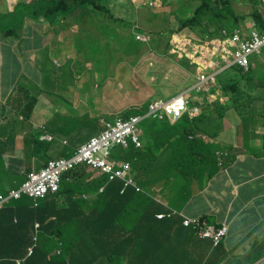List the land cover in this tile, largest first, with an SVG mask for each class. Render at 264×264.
<instances>
[{
	"label": "trees",
	"instance_id": "obj_1",
	"mask_svg": "<svg viewBox=\"0 0 264 264\" xmlns=\"http://www.w3.org/2000/svg\"><path fill=\"white\" fill-rule=\"evenodd\" d=\"M67 3L68 0L60 1L61 11L67 9L65 7ZM78 8L80 9L77 10ZM71 12L78 17V22L96 26L95 30L92 27L83 28V37L79 44L85 58L93 59V66L102 73L109 72L111 59L121 60L129 54L136 60L150 50V46L156 44L161 37L158 32L151 35L146 31L151 17L147 19L144 27L127 18H117L106 4V0H74ZM234 13L229 0L220 2L201 0L194 18L183 22L180 20L178 29L184 26L192 28L200 26L202 32H207L210 24H213L215 30L209 32L215 35L220 28L238 26L239 19ZM252 16L259 24L260 30L264 32L262 16L258 11H254ZM98 28L108 35L109 40L90 41L88 44L90 50L87 52L84 37L90 38L93 31L96 34L100 33ZM141 32L149 35V39L146 41L138 39L136 35ZM172 32L173 30L170 34ZM168 46L169 40L166 42V48ZM84 63L86 62L82 64ZM105 75L107 74L103 76ZM248 76V81H253L257 77L253 71ZM257 86L262 90L255 96L245 97V105L241 101L243 95L239 93L231 104L218 102L213 108L207 107L199 116L193 118L184 116L172 126L173 129H177L175 137L182 140L183 150L179 156L182 155L183 161L177 164L182 173L183 170H187L185 164L191 155L192 142L188 140L190 133L204 132L207 137L215 139L224 127L223 120L229 108H233L242 119L254 118L258 115L264 118V106H261L259 111L250 107L251 103L261 104L264 101L263 77H259ZM222 88L227 93L235 90L236 86L225 82ZM146 108L147 105L142 108H131L123 113L124 116L133 113L144 114ZM212 110L219 115L213 122L206 123L210 114L215 117V112ZM83 120L89 121V116L87 115ZM90 121L93 127L94 120L90 119ZM168 123L167 118L160 120L145 117L142 121L146 140L144 146L136 148L131 145L127 149L118 146L114 150V155L131 160L136 167L139 166L142 158L158 157L174 138L167 135V128L164 129ZM96 127L99 129L97 125ZM83 128L85 127L81 126V129ZM83 138L81 137L76 143H82ZM160 144L161 147L159 146L156 152L153 145ZM45 145L46 143H42L41 147ZM23 150L20 154L29 159L32 152L29 149ZM74 150V146L66 145L61 153L69 157ZM217 150H219L217 144L199 141L194 147L192 163L199 166L203 160L215 159ZM35 154L44 156L41 148L37 149ZM45 155L46 157L42 159L46 160V163L54 158V154L47 150ZM3 161L0 155V190L4 189L6 183H14L16 175L21 185L26 176V167H19L15 175L8 172ZM22 168H25L24 171ZM183 174L186 176L185 173ZM102 186H104L103 191H101ZM121 187L120 180L109 181L106 175L91 178V173L82 166L65 175L60 193L50 195L40 202H34L29 197L12 201L0 209V264H19V262L20 264H196V259L190 256L185 245V239L177 236L183 230L178 218L156 220L155 215L164 210L149 193V189L140 192L128 188L124 193H120ZM85 195H91L98 200L99 204L95 205L91 212L84 211L88 207ZM67 198L70 200L66 201ZM60 199L65 205L59 210L61 213L71 214L77 209L81 212L74 216H62L56 213ZM137 209L143 212V217L137 220L141 224L131 229L129 227L132 223L126 226V222L132 219L130 213ZM39 223L40 230H35ZM36 238L39 239L38 244L33 254L27 256ZM168 246H170L169 253Z\"/></svg>",
	"mask_w": 264,
	"mask_h": 264
},
{
	"label": "crops",
	"instance_id": "obj_2",
	"mask_svg": "<svg viewBox=\"0 0 264 264\" xmlns=\"http://www.w3.org/2000/svg\"><path fill=\"white\" fill-rule=\"evenodd\" d=\"M17 1L0 0V155L7 167L18 164L16 159H26L20 153L26 149L25 142L32 129L46 135L54 133L53 141L41 147L45 157V150L50 153L53 148L61 149L60 142L68 140L73 144L81 139L76 131L81 132L80 124L75 129L65 127L74 117L72 108L77 107L79 100L80 87L71 89L74 77L82 70L78 66V52L58 66L48 58L50 51L38 48L41 41L55 43L63 36L80 38L72 30L78 17L71 12L70 18L65 17L67 27L62 29L36 24L32 28L30 24L36 22L37 0L20 2L24 10L16 6ZM121 1L108 0V4L113 7ZM23 16L27 26L18 21ZM147 17L154 18L149 14ZM91 26L95 30L96 26ZM36 30L42 33L43 39L38 38ZM96 39L100 42L109 37L101 32L96 34ZM70 95L74 98L72 107L66 102ZM223 122L224 127L215 141L231 148V152L221 157L218 168L210 160L209 171L215 172L211 177L204 173L198 178L182 177L161 159L153 170V175L161 177L149 186L158 201L175 210L181 225L184 219H199L207 225L228 227L227 236L215 247L211 241L199 238L191 228L181 226L183 230L177 236L185 239L196 264H264V147L258 136L262 133L259 119L244 120L229 110ZM86 133L82 141L95 134L88 130ZM89 205L85 209L88 212L94 203ZM167 250L169 253L170 246Z\"/></svg>",
	"mask_w": 264,
	"mask_h": 264
},
{
	"label": "clouds",
	"instance_id": "obj_3",
	"mask_svg": "<svg viewBox=\"0 0 264 264\" xmlns=\"http://www.w3.org/2000/svg\"><path fill=\"white\" fill-rule=\"evenodd\" d=\"M157 2H160L162 0H155ZM153 0H148V6L152 9L155 8H161L156 4V2ZM166 2V0H164ZM198 2L196 5L197 7L200 5L201 0H195ZM214 2H220L221 0H213ZM232 4V7L234 9L232 0H229ZM250 2H253L255 5L262 7L264 6V0H250ZM247 2V4H250L253 8L252 12L248 17L244 15H239L235 9L234 14L238 17L239 23L238 26L234 28H220L218 32L215 35H211L210 32L215 30V25L210 24L207 32H202L200 26L190 27V26H184L182 29H178V27L173 30V32L170 34V31L168 32V40H169V46L168 48H165V51H167V54L175 56L177 58V62L179 59H183L180 63L181 65H184L185 61L190 62V64H187L183 66L186 69L192 70L195 74L196 80L187 87L184 86L180 89V91L169 97L168 99H153L147 104V108L144 114H138L133 113L129 116H124L123 111L117 112L116 114H111L114 116V119L118 120L121 119L125 121V123L134 121L136 124H140L143 119L147 116L163 120L167 118L169 120V123L165 126V128H168L170 130V133L167 135L170 137H174L168 144L166 148L160 152L159 156L156 157H145L142 158L139 161V166H134L133 164L129 166V170L131 171V176H122L119 180L122 182V185L127 186H134L135 182L142 181L144 185H152L153 181L157 178H160L161 176L153 175V170L155 163H157L159 160L164 159L166 160V165H170L174 172L184 176L183 173H185L186 170H183V173L178 169L177 164L183 161L182 155L179 156V153L182 152V140L181 138H176L175 135L177 134V129H173L172 126H174L182 117L187 116L188 118L197 117L200 113V106H199V100L206 94L210 92V90L213 88V86L221 81L226 79L227 77H222V75L227 71H235V69H243L245 71L238 72L232 77H230L226 82L231 85H235L236 89L233 91H229L227 93L224 92L222 86L215 90L213 94L211 95V99L209 103L207 104V107L213 108L218 102L220 104H231L233 103L234 99H236L237 95L240 93L243 95V99L248 96H255L257 93L262 90L261 87H258L259 83V77L264 78V68L260 69H254L260 65H264V63L258 64L257 61L255 63V60L261 59L264 60V32L260 30L259 24L256 22V20L253 18L252 14L254 11H258V13L262 16L264 19V12L261 10H258L253 7L252 3ZM121 3L124 6H133L135 5L136 8L134 10V15L140 16L139 21H135L132 19L133 15H124L121 18H129V20L136 22L137 25L144 27L147 19L149 17L147 14V18L142 14L141 8L137 6V3L133 0H130L129 2L127 0H122ZM106 4L110 7L112 12L115 14L117 13V9L110 6L108 4V0H106ZM114 8V10H113ZM196 10L193 9L192 15L182 18L180 20H190L194 18ZM249 18V21L246 22V20ZM179 20V21H180ZM179 25V24H178ZM196 28H199V31H195ZM194 30V31H193ZM210 31V32H209ZM83 34V30H82ZM136 37L142 41H146L149 39V35H147L145 32L138 33ZM81 41V37L78 38V44ZM84 43L87 45L89 42L84 39ZM205 52L204 55H200V53ZM126 57V56H125ZM140 58V57H139ZM134 60L133 55L130 57V60H128L131 64L137 60ZM122 60V59H121ZM78 66H81L83 68H91L93 69L94 62H89L88 59L85 58V54L78 51L77 56ZM203 61H210L211 64H205L201 63ZM83 62H86L82 64ZM253 69V70H250ZM255 72L257 77L253 81H248V75L250 72ZM97 80H99L98 73H96ZM101 77H104L103 75ZM194 91V95L191 96V92ZM185 97V98H184ZM241 100L242 103L245 105V101ZM97 104V103H96ZM114 106L113 103H109ZM98 105V104H97ZM261 106H264V101L261 104L258 103H251L250 107L254 108L255 110L259 111V108ZM144 107V106H143ZM153 111H150L151 109ZM133 108H139V107H133ZM235 110L233 108H229L227 111ZM214 111V110H212ZM215 112V117L210 114L209 120L206 121V123L213 122L219 115L218 112ZM99 114L98 112H96ZM236 113V112H235ZM237 114V113H236ZM139 115L141 118L139 119ZM238 115V114H237ZM131 116V117H130ZM108 116H103L102 118H106ZM89 118L95 120L91 114H89ZM241 118V117H240ZM24 120V117L22 118ZM251 119V118H247ZM245 120V119H244ZM115 126V125H112ZM128 127V126H127ZM68 128V127H67ZM71 129H74L73 127H69ZM81 129V126L79 127ZM103 126H101V129ZM142 126H138L137 128H130L132 131L130 133H125L127 136H131L132 138L138 140L137 145L144 146L145 144V138L144 133L141 131ZM86 130H88V133L93 131V128L87 129L83 128L81 129V132L77 131L78 136L83 137L86 133ZM46 135V133H36L34 129H32V132L29 136V138L26 139L25 142V148L29 149L33 154L37 151V149L41 148L42 143L50 144L53 141V138L44 140L43 137ZM206 137V134L204 132H200V138L201 140ZM93 140V139H92ZM188 140L191 141V133L188 135ZM49 141V142H46ZM89 140H85L82 142L81 145L78 147H75L74 152L67 156H61L59 158H53L48 163H46V160L42 159L43 155L36 154L35 158L33 159H16L18 161V164H13L14 167L10 166L7 167L8 172L13 173L16 175L17 169L19 167H27L29 169L36 168V160L40 161L41 164L46 169L45 172L40 173L38 178H42L44 176H48L52 171V164L53 163H59L61 161H68L70 156H73L78 150H80L83 146L87 145ZM124 142V139L121 137V139L115 140L114 145L112 147H105L101 150L95 152L94 159L92 161L87 162L89 166H95L94 169H91V174H94V177H100L104 176L110 173L115 172H121L125 162L121 159V157H114L113 159H109V156H111L114 153V150L122 145ZM45 145V146H46ZM66 145H72L68 140H65L63 142V148H65ZM160 145H153V148L158 151V148ZM44 147V146H42ZM53 148L50 153L56 154L63 150ZM127 149V147H123ZM2 156V155H1ZM3 157V156H2ZM3 163L6 162L5 158H3ZM28 160L34 161L32 164H28ZM144 160V163L142 162ZM215 167L216 162L213 161ZM6 164V163H5ZM189 161L185 164L188 167ZM210 160H203L199 163V167L201 168L202 173L206 175V177H211L215 172L209 171V165ZM25 168H22V171H24ZM62 176V174H61ZM200 176V175H199ZM198 176V177H199ZM197 177V178H198ZM93 178V176H92ZM14 183L17 180V175L14 178ZM117 179H109V181H115ZM7 184V183H6ZM13 184V183H11ZM62 184V180L60 179L59 187L57 190H49L46 191L44 194V199L48 198L50 195L60 193L61 188L60 185ZM101 190H104V186L101 187ZM147 190V189H144ZM144 190H138L140 192H144ZM16 191H23L24 193H34L33 189H23V188H17ZM149 193L152 194L151 189H149ZM153 195V194H152ZM154 196V195H153ZM86 198V197H85ZM15 199V192L12 193V195L7 198L6 201H4V204H10ZM62 199V198H61ZM60 199L59 208L56 213L62 214V216L71 215L74 216L75 211L70 213H61L59 210L62 209L63 206H65ZM156 199V198H155ZM66 201H69L70 198L65 199ZM92 200L94 202V206L98 205V200L95 199L92 196ZM157 200V199H156ZM158 201V200H157ZM161 203L160 201H158ZM94 206L92 207V210L94 209ZM90 208L89 205L86 209ZM91 210V211H92ZM84 211H86L84 209ZM90 211V212H91ZM88 212V211H86ZM37 238L34 240V244L37 242ZM31 245L30 249L34 252V249L36 248L35 245Z\"/></svg>",
	"mask_w": 264,
	"mask_h": 264
},
{
	"label": "rangeland",
	"instance_id": "obj_4",
	"mask_svg": "<svg viewBox=\"0 0 264 264\" xmlns=\"http://www.w3.org/2000/svg\"><path fill=\"white\" fill-rule=\"evenodd\" d=\"M60 1L61 0H40L38 2V9L42 13H48L50 7H56L57 9H60L62 7ZM127 1L129 2L130 0ZM133 1L137 3L139 8H141L142 14L145 17L147 14L155 16V18H151L149 20V27L146 28V31H148L151 35H153L154 32H158L161 36L158 39V42L151 46L149 45L150 50L145 52L139 58V60L133 62L132 64L128 61L132 56L129 54H126V57H124L122 60L111 59L109 72H98L99 80L97 82V87L95 86L97 76L91 68L85 69L83 72L79 73L77 79L73 80L75 83L71 86V89L74 86H78L80 87V91L83 92L89 90V88L96 91V102L100 108L99 114L95 112L97 109L94 106L84 105L82 103L76 104L77 106L80 105L78 108L80 109L81 115L91 114V116L96 120V125L99 127V129L101 128L100 119L104 115L109 116V114H116L117 112L128 110L133 107L142 108L143 106L149 104V102L153 99H168L169 97L177 94L181 88L191 85L196 80L193 69L188 70L182 67L180 64H178L177 58H175V56L167 54L165 48L166 42L168 40L169 30H175L178 27L180 19L192 15L193 9L196 7L199 1L166 0V2H164V0H162L163 6L161 8L155 9H152L147 5L148 0ZM232 3L235 11L239 15L248 17L253 10L252 6L247 4L246 1L232 0ZM73 5L74 0H68V3L65 4L67 9L62 11L65 17L70 18ZM20 8L24 9V6L21 5ZM259 8L262 12H264V6ZM248 21L249 18L246 20V22ZM86 25L88 24L78 22L77 18V20L72 24L73 33L76 32L77 37L82 35L83 29L81 30L80 28H82V26L87 27ZM98 31L100 33L103 32L100 28H98ZM196 31H199V28H196L194 32ZM84 39L88 42L92 41V38L84 37ZM256 61L258 64L264 63V60L261 59L255 60V63ZM260 68H264V65L258 66V69ZM236 73V70L225 72L222 77L227 78L222 80V84H224ZM104 74L107 75L101 77ZM67 81L71 82L69 80ZM105 94H107L108 97L112 99L111 103H113L114 106L107 103ZM193 95L194 91L191 92V96ZM57 100H61L59 96L57 97ZM66 102H69V105L72 107V102H74L72 95L66 99ZM150 111H153V109ZM140 118L141 116L139 115V119ZM139 125L142 126V122ZM50 135L51 134H49L48 137H50ZM86 135L87 134H85L83 137ZM59 144L63 148V143L60 142ZM61 156H63L61 151L54 154L55 158H59ZM33 158H35V155L32 153V159ZM35 162L36 169L41 172L44 169V166L40 161L36 160ZM32 163H34V161L28 160L29 165ZM30 172L31 169H28L27 173L29 174ZM12 186L13 185L11 183L5 184L6 188Z\"/></svg>",
	"mask_w": 264,
	"mask_h": 264
},
{
	"label": "bare ground",
	"instance_id": "obj_5",
	"mask_svg": "<svg viewBox=\"0 0 264 264\" xmlns=\"http://www.w3.org/2000/svg\"><path fill=\"white\" fill-rule=\"evenodd\" d=\"M22 1H26V0H18L16 2V6H18V8H20L21 4L20 2ZM40 0L36 1L35 4V13H34V18L36 20L35 23L30 24V27L33 28V25H39L41 27H45L48 26L49 28L53 29V30H57V29H62V28H66L67 24L65 21V16L63 14L62 11H60V9H57L56 7H50L49 8V12L48 13H42L39 11L38 9V2ZM155 1V0H153ZM246 2H250V0H243ZM156 4L160 7L163 6V1L157 2L155 1ZM165 2V1H164ZM252 3L253 7L260 10L259 6L255 5L253 2ZM114 8L117 9V13H115V16L117 18H121L124 15H130L132 14L133 17L132 19L135 21H139L140 16H136L134 15V10L136 8L135 5L133 6H124L122 3L120 4H115L113 6ZM198 7L196 6L194 8V10H196ZM18 21H20V24L22 26H27L28 22L26 20V16L20 17L18 19ZM87 27H92L91 25H86ZM95 27V26H93ZM85 28L84 26H82V29ZM122 29V28H121ZM36 33L38 35V38L43 39V35L40 31L36 30ZM106 34V33H105ZM107 35V34H106ZM108 36V35H107ZM80 37H83V35H81ZM92 38L93 42H97L96 39V34L93 31L92 36L90 37ZM76 41L74 46L71 45V42ZM77 40L78 39H69L66 38L65 36L63 37H59L55 43L49 42V43H45L44 41H41L40 45H39V50L40 51H50V54L48 55V58L54 62L56 65L61 66L63 64H65L66 62H68L70 59L75 57V54L81 49V46L79 44H77ZM90 43V41H89ZM88 43V44H89ZM61 45V47L59 48V45ZM88 44L85 46V49L87 52H89V46ZM205 52L200 53V55H204ZM142 56V55H141ZM140 56V57H141ZM89 62H93V59H88ZM183 59H179L178 60V64L181 65V61ZM201 63H207V64H211L210 61H203ZM190 64V62L185 61L184 65H181L182 67ZM86 68H83L81 70V72H83ZM254 69H258V67L254 68ZM95 73H98L100 71L96 70L95 67L92 69ZM189 70V69H188ZM253 70V69H250ZM237 73L238 72H243L245 70H236ZM80 72V73H81ZM78 76V75H77ZM77 76L74 77V80L77 79ZM222 80L217 82L213 88L210 90V92L208 94H206L205 96H203L202 98H200L199 100V106H200V113L199 115L202 113L203 110H205L207 108V104L209 103L210 99H211V95L213 94V92L215 90H217L218 88H220L222 86ZM95 86L97 87V82H95ZM68 91H71L70 89H67ZM90 95V96H89ZM96 91L92 90L89 88V90L83 92L80 91L79 94V100L77 102V104L82 103L84 105H91L94 106L97 111L95 112H99V107L96 104ZM105 98L107 100V103H111V98L108 97L107 94H105ZM185 98V97H184ZM244 100V99H243ZM80 106V105H79ZM79 106H77L74 110V117L69 120V122L66 123L65 127H73L74 129L78 127V125L80 124L81 126H84L85 128H93V131L95 132V134H93L88 140V144L92 142V139L95 138H99L98 142H96L95 144L93 143L91 146H89L87 149L81 151L78 150L73 156H70V158L68 159V162L73 161V159H77L79 158L80 160L76 161L70 168H63V172H62V176H61V180H63V178L65 177V175L71 171L77 170L79 167H85L86 170L91 173V169H94L95 166H89L87 164V162L92 161L94 159V154L95 152L101 150L102 148L105 147H112L114 145V137L112 135H108L105 136V132H107L108 130H110L112 125H117L118 124V120L114 119V116L109 114L108 117L106 118H101L100 119V123L101 126H103V128L100 130L96 127V120H94L93 123V127L91 124V121L89 118V121H84L83 118L86 117V114H80V109L78 108ZM246 108V107H245ZM198 115V116H199ZM89 116V115H88ZM131 117V116H130ZM251 119H259V126L262 130V133L259 134V138L262 141V145L264 147V118L262 116H256L254 118ZM81 120V121H80ZM79 121V123H78ZM206 122V121H205ZM123 126H128L129 128H137L139 125L134 123V122H128V123H123ZM166 129V128H164ZM142 131V128H141ZM170 133V130L167 128V134ZM50 135V137H48V135ZM47 135H45L43 137L44 140L46 139H50L54 136V133H49ZM117 136V135H116ZM122 138L124 139V142L122 143V145H120V147H127L129 148L131 145H134L136 148H141L142 146L137 145L138 140L132 138L131 136H127L126 134L122 135ZM217 138V137H216ZM215 138V139H216ZM215 139L209 138V137H204L203 141L206 142H211V143H215L219 146V150H217V153L215 154V159H209V160H214L216 162V166L217 165H221V157L224 155H229L231 152V148H225L222 145H220L218 142L215 141ZM109 141V143H107ZM199 141H201L200 138V132H196V133H191V142H192V147H191V155L189 158V164L187 167V170L185 171L186 176L189 177H194L197 178L199 175L202 174L201 168L199 166H196L195 164L192 163L193 161V156H194V147L196 145V143H198ZM82 143L77 144L76 142L73 143L74 147H78L79 145H81ZM114 157H116L114 155V153L109 156V159H113ZM29 159H32V156H29ZM124 162L125 165L122 169L121 172H115V173H110L107 174L106 176L108 177V179H117L119 180L122 176H127L130 177L131 176V171L128 169L130 165L133 164V162L129 159H125V158H121ZM218 168V166H217ZM29 168L26 167V176L23 180V183L20 185V181L19 179H17L15 181V183H13L12 187H8L6 188L4 185V189L0 190V209L4 208L6 205L8 204H4V201L7 200V198H9L13 192H15V200H20L24 197H29L31 198L34 202H40V200L44 199V195H37L35 193H24L23 191H16V189L19 188H25V189H33V182L36 181L39 177L40 173H43L46 171V169L44 168L41 172H39L36 168L31 169V172L28 174ZM92 176L94 177V174H91V178ZM60 188H62V184L60 185ZM128 188H133L134 190L138 191V190H144V189H152V186L149 185H144V183L142 181H137L135 182L134 186H127V185H122V187L120 188V193H124ZM103 191V190H101ZM86 200L88 201V205L91 204V202H93L91 195L86 196ZM94 203V202H93ZM90 206V205H89ZM160 206L162 207V209L164 211L159 212L155 215V219L156 220H162L164 218H173L175 217V215L177 214L175 212L174 209L168 207L167 205H165L163 202L160 203ZM81 211L80 210H75V214L78 215ZM131 216V220L126 222V226H128L130 223V227L132 229V227L137 226L139 224H141V222L137 221L140 220L143 217V212L141 209H137V210H133L132 213H130ZM182 225L184 227L187 228H191L194 233L201 239L203 240H209L211 241L212 245H214L215 247L220 245L222 243V241L225 239V237L227 236L229 229L226 225L223 224H212V225H207L206 223L203 222V220H199V219H184L182 221ZM41 228V224H37L35 230H40ZM78 236V235H75ZM39 239L37 240V242L34 244L35 247L38 244ZM58 252H60V250H58ZM33 254V251H31V249L29 248V252L27 253V256H31ZM21 262H19L20 264Z\"/></svg>",
	"mask_w": 264,
	"mask_h": 264
},
{
	"label": "built area",
	"instance_id": "obj_6",
	"mask_svg": "<svg viewBox=\"0 0 264 264\" xmlns=\"http://www.w3.org/2000/svg\"><path fill=\"white\" fill-rule=\"evenodd\" d=\"M131 122H134L131 120ZM123 123L125 121L119 119L118 124L115 126H111L110 130L105 132V136L112 135L114 137V140H120L122 135L125 133H130L132 130L127 127L123 126ZM117 135V136H116ZM99 138H95L92 140L91 143L83 146L80 150L83 151L87 149L89 146H91L93 143L95 144L98 142ZM109 143V141L107 142ZM80 160L79 158L73 159V161H61L59 163H53L52 164V171L48 176H44L42 178H38L36 181L33 182V191L37 195H44L46 191L49 190H57L59 187V182L61 179V174L63 172V168H70L76 161Z\"/></svg>",
	"mask_w": 264,
	"mask_h": 264
}]
</instances>
